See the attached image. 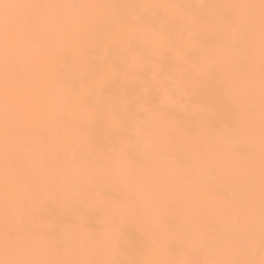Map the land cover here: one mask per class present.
<instances>
[{"label":"bare ground","instance_id":"bare-ground-1","mask_svg":"<svg viewBox=\"0 0 264 264\" xmlns=\"http://www.w3.org/2000/svg\"><path fill=\"white\" fill-rule=\"evenodd\" d=\"M0 264H264V0H0Z\"/></svg>","mask_w":264,"mask_h":264}]
</instances>
